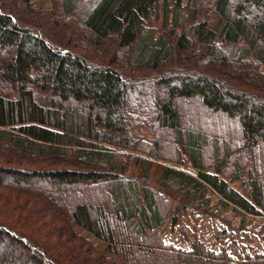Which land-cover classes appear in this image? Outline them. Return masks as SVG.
I'll return each mask as SVG.
<instances>
[{"label":"trees","instance_id":"16d2710c","mask_svg":"<svg viewBox=\"0 0 264 264\" xmlns=\"http://www.w3.org/2000/svg\"><path fill=\"white\" fill-rule=\"evenodd\" d=\"M263 154L264 0H0V264H238Z\"/></svg>","mask_w":264,"mask_h":264},{"label":"rangeland","instance_id":"374dc122","mask_svg":"<svg viewBox=\"0 0 264 264\" xmlns=\"http://www.w3.org/2000/svg\"><path fill=\"white\" fill-rule=\"evenodd\" d=\"M212 197L214 198L215 196L212 195ZM202 218L203 229L199 234L201 233V236L213 249L220 250L223 244H226L238 264H242L246 252L264 251V217H248L246 223L243 224L240 217L235 216L234 212L228 210L224 214L217 213ZM184 220L185 226L191 229V222L186 218ZM224 231L227 235L219 237V234ZM87 236L97 246H102L95 238L90 235ZM165 240L178 246H189L184 241L179 226L168 232ZM174 262L175 260L170 256L166 261L167 264H174Z\"/></svg>","mask_w":264,"mask_h":264}]
</instances>
